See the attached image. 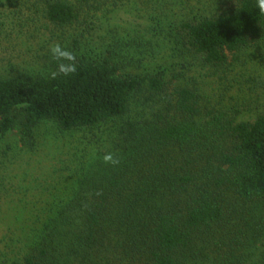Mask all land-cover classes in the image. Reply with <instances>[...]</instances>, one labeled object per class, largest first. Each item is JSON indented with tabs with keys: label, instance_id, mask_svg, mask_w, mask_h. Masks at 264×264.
Listing matches in <instances>:
<instances>
[{
	"label": "trees",
	"instance_id": "obj_1",
	"mask_svg": "<svg viewBox=\"0 0 264 264\" xmlns=\"http://www.w3.org/2000/svg\"><path fill=\"white\" fill-rule=\"evenodd\" d=\"M41 1L44 17L63 27L96 0ZM263 38L254 0H236L181 23L173 49L181 60L170 75L74 53L77 71L67 77L50 78L54 60L48 74L0 77V132L19 122L28 141L45 120L72 130L122 117L136 92L161 104L152 118L126 120L108 135L107 152L12 264H242L248 232L263 227L239 205L264 203V113L237 120L239 109L204 106L187 70L192 60L223 67ZM105 152L120 164L105 165Z\"/></svg>",
	"mask_w": 264,
	"mask_h": 264
},
{
	"label": "rangeland",
	"instance_id": "obj_2",
	"mask_svg": "<svg viewBox=\"0 0 264 264\" xmlns=\"http://www.w3.org/2000/svg\"><path fill=\"white\" fill-rule=\"evenodd\" d=\"M235 2L96 0L81 8L76 21L59 27L44 17L41 0H1L0 77L48 74L53 68L49 46L54 43L94 60L111 57L123 71L146 75L168 68L170 75L181 60L173 50L181 23L218 14ZM192 61L187 75L197 84L204 106L239 109L237 120L264 113V38L231 54L220 68ZM144 99L133 93L124 116L94 127L62 130L45 120L30 141L23 140L19 122L0 132V264L21 261L40 239L82 176L107 152L108 135L126 120L152 118L161 104ZM239 207L249 222L263 226L253 231L248 226L242 264H264V203Z\"/></svg>",
	"mask_w": 264,
	"mask_h": 264
},
{
	"label": "clouds",
	"instance_id": "obj_3",
	"mask_svg": "<svg viewBox=\"0 0 264 264\" xmlns=\"http://www.w3.org/2000/svg\"><path fill=\"white\" fill-rule=\"evenodd\" d=\"M254 5L257 14L264 16V0H254ZM49 51L52 59L58 62L56 70L50 73L51 79H56L60 75L67 77L77 71L76 55L66 47H62L59 43H54L49 46ZM102 161L105 165H111L113 167L120 164L119 156L112 152L104 154ZM97 194L99 195V193Z\"/></svg>",
	"mask_w": 264,
	"mask_h": 264
}]
</instances>
